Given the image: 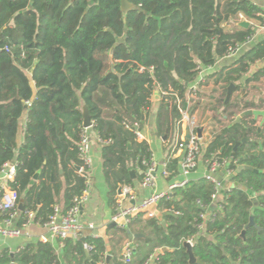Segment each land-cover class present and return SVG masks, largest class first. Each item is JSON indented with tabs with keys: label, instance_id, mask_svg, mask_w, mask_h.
I'll return each mask as SVG.
<instances>
[{
	"label": "trees",
	"instance_id": "16d2710c",
	"mask_svg": "<svg viewBox=\"0 0 264 264\" xmlns=\"http://www.w3.org/2000/svg\"><path fill=\"white\" fill-rule=\"evenodd\" d=\"M128 1L132 8L124 12L122 0H0V171L6 163L17 162L10 186L20 201L24 197L19 226L30 211L35 212V222H46L60 198L68 209L86 189V179L77 169L82 166V102L94 132L104 141L103 172L115 214L119 189L133 181L130 172L135 167L129 165L145 170L143 160L151 156L148 143L138 141L134 125L141 127L147 120L155 96L157 133L168 139L182 118L177 101L185 107L200 67L214 65L230 47L254 35L253 26L237 24L240 15L262 20L252 0ZM262 61L264 38L207 78L214 76L223 84L225 100L229 86L239 91L241 79ZM262 77L264 68L246 84ZM193 101L188 107L191 115L198 106ZM255 105L230 101L223 110L234 116ZM25 114L24 139L19 143ZM252 130L243 120L234 122L208 142L206 162L214 155L228 158L234 170L233 186L219 195L214 210L210 211L214 182L206 177L190 180L160 202V216L139 214L134 219L143 234L136 241L146 249L138 248L131 263L106 264H145L156 248L165 249L156 264H190L183 243L191 237L194 256L200 260L192 264H264V130L257 139L251 138ZM245 137L248 140L242 142ZM180 162L169 150V180L181 178ZM241 164L259 171L239 170ZM37 172L38 181L32 182ZM114 228L122 240L126 229ZM86 243L94 251L81 264H98L107 243L91 237ZM0 264L60 261L52 243L38 241L13 254L0 250Z\"/></svg>",
	"mask_w": 264,
	"mask_h": 264
},
{
	"label": "crops",
	"instance_id": "0c3cea01",
	"mask_svg": "<svg viewBox=\"0 0 264 264\" xmlns=\"http://www.w3.org/2000/svg\"><path fill=\"white\" fill-rule=\"evenodd\" d=\"M255 4H257L261 12L259 15H264V0H252ZM262 17V16H261ZM262 20H248L244 16L243 18L239 17L240 25L243 21H248L249 26H253L254 35L251 37L252 40L249 44H245L242 48L241 52L235 59L228 58H220L214 65L213 68L206 73V82L202 85L196 95L192 98L189 95L188 91V99H193L197 102L198 106L193 112L192 116L195 117L198 126L202 128V136L203 139L209 142V140L214 136V134L218 133L220 130L228 127L230 124L234 123L237 115L241 112H237L234 116H228L224 112V105L227 103L226 99L224 100V90L223 84L221 82H217L214 76L211 78H207L208 75L218 72L223 67H227L235 62L241 54L247 51L254 43L264 38V19ZM241 26V25H240ZM264 68V61L259 62L252 66L250 72L246 74L241 79V88L239 91H233L230 101H236L239 103H255L254 107H250L253 111L251 116H246L242 120L248 123L250 130L253 132L250 134L252 139H257V133H261L264 130V77H262L259 81H252L246 84V80L250 78L256 71ZM221 94L223 96L222 100V112L221 115L217 116L215 113L218 111H209L205 106L210 107L214 105L215 102L220 100L218 96ZM236 96V97H235ZM227 98V96H226ZM180 100L177 101L179 103ZM229 101V102H230ZM206 102L209 104L205 105ZM159 103L157 99H154L153 108L151 113L146 121L143 122V125L139 128L142 132V138L138 139V141H146L149 145V149L154 154L157 163L159 165L158 170L156 171V186L153 188H147L142 186V181L144 178V170H142L136 163H131L130 167H135L136 176L133 178L130 186L128 184L122 185L120 189L122 192H118V204L120 207H130L134 204H140L144 199L149 197L154 192H162L167 191L169 185L177 181L178 178L174 180H169L168 175L164 173L163 162L168 159L169 150H171L172 145L175 140V135L179 130V125H176V130L171 136L167 139V137H162L157 133V124H156V113L157 110L155 106ZM82 106L84 107V114L88 112L85 108L84 103L82 102ZM205 107V108H204ZM219 108V106H218ZM234 117V121L227 125L228 118ZM27 120V115L21 119L20 124V136L19 143L23 142V132L25 128V123ZM221 121V122H220ZM198 127V128H199ZM91 134L93 136L92 139V153H93V167L91 170V197L89 201L83 208L82 211V221L85 225L84 229L78 235V237H72L68 239L66 242L62 243L60 239L52 235L43 224L39 223H31L28 227L20 226L23 230V234L18 238H4L0 235V250L8 249L12 254L19 251L23 248L24 245L30 242H50L54 246L56 253L58 255L60 264H81L84 256L90 257L91 255L87 253V251L83 248L82 243H84L87 238L91 237L95 238L94 235H98L99 238H102L107 243V252L105 264L108 261L119 260L124 263V248L127 241H131L135 248V253L138 248L146 249L142 243L136 241V238L143 237L141 233L142 227L140 223H136V221L132 220V222L126 227V233L122 240H119L117 236H121V234L114 231V227L117 226L115 222L112 221L113 210L109 206L108 203V185L106 183V179L103 172V158L101 154V143L98 141L96 133L94 130H91ZM204 152L202 151L199 166L197 170H195L191 175V180L199 179L201 177H205L207 173V164L204 158ZM175 157H182V152L178 151L175 154ZM243 165V164H241ZM179 177V176H178ZM231 177H224V189L222 190L221 195H224L231 187H227V183H232L230 180ZM38 180L34 181L37 182ZM233 186V183H232ZM24 199V197H23ZM21 199V200H23ZM61 207H64V201L62 198L59 199L58 204ZM218 205V201L215 200L212 205V210L216 208ZM211 213V212H210ZM143 215V214H142ZM160 216V215H159ZM143 218H147L144 217ZM209 218V216H208ZM0 225H3L2 219H0ZM15 225L19 226L18 221H16ZM92 225V226H91ZM204 230V229H203ZM139 235L138 237L130 238V234ZM157 249V248H156ZM156 249L152 254L156 252ZM165 249H162V252ZM161 253V252H160ZM151 254V255H152ZM159 254V253H158ZM157 254V255H158ZM110 257V258H108ZM135 258V257H134ZM133 258V259H134ZM133 261V260H132ZM149 264H156L155 259L151 261Z\"/></svg>",
	"mask_w": 264,
	"mask_h": 264
},
{
	"label": "built area",
	"instance_id": "2783aa9c",
	"mask_svg": "<svg viewBox=\"0 0 264 264\" xmlns=\"http://www.w3.org/2000/svg\"><path fill=\"white\" fill-rule=\"evenodd\" d=\"M264 19V15H261ZM243 18V15H240ZM252 38H249L245 43H236L230 47L224 58L235 59L245 44H249ZM213 68V65L207 67H200L199 76L195 82L189 87V95L192 98L199 91L200 87L205 84L206 73ZM143 70V69H142ZM141 70V71H142ZM165 94V93H164ZM191 99H188L185 107L181 105V102L177 104V107L182 114L181 120L178 122L179 130L175 135V140L171 148V155L175 157L178 151L182 152L180 162V174L181 178L174 183H171L167 191L154 192L149 197L144 199L140 204H134L130 207H120L117 212L113 215L112 221L115 222L119 227L126 228L139 214H143L147 218L158 217L161 212L159 204L164 198H169L173 190L177 187H184L191 180L192 173L197 170L199 166L200 157L202 154V139L198 133V123L194 116L189 113L188 107L191 104ZM94 127L93 121L90 126H83L81 139L79 142V156L82 159V166H80L79 172L86 179V189L79 196L73 198L72 205L68 209L56 205L52 214L46 222H36L43 224L48 231L60 239L62 243L66 242L72 237H78L85 225L82 221V211L86 203L91 197V170L93 167V153H92V139L91 130ZM129 127V126H128ZM190 131V137L187 143V130ZM134 130L138 139L142 138V132L138 124L134 125ZM97 136V135H96ZM100 143H104L97 137ZM106 143L108 141H105ZM230 160L228 158H222L214 155L209 159L207 164V173L219 175L223 173V178L231 177L234 175V170L229 167ZM143 164L146 166L144 170V178L142 186L147 188H153L156 186V171L158 170V163L153 153L149 159H144ZM164 173L167 174V160L163 162ZM17 171V162L6 163L0 171V219L3 221V225H0V235L4 238H18L23 234V230L20 226L15 225L16 221L20 218L21 210L19 209L20 196L18 192L11 188L10 184L14 181ZM205 175L206 178L210 179L215 184V192L212 195L213 202L218 200L219 195L224 189V181H218L211 175ZM224 180V179H223ZM127 186H130L128 184ZM175 212L174 214H178ZM203 218L208 216L202 215ZM35 212H27V221L22 225L28 227L31 223H35ZM92 226V225H91ZM199 229L203 230L204 225L200 224ZM95 238H99L98 235H94ZM192 246L195 242V237L187 239ZM84 249L88 254L94 251V247L86 241L84 242ZM163 248H157L156 252L147 259L145 264H149L151 261L156 259L157 254L162 252ZM135 254V248L131 241H127L124 248V263H131ZM106 255L98 262V264H105Z\"/></svg>",
	"mask_w": 264,
	"mask_h": 264
},
{
	"label": "water",
	"instance_id": "95a60500",
	"mask_svg": "<svg viewBox=\"0 0 264 264\" xmlns=\"http://www.w3.org/2000/svg\"><path fill=\"white\" fill-rule=\"evenodd\" d=\"M130 8H132V4L128 0H122V9H123V11L124 12H127ZM240 25L243 26V27H249V22L248 21H243V22L240 23ZM234 88H235V85L234 84H231L229 86V88H228V94H227V98H226V102L227 103L231 99V96H232V93L234 91ZM154 99H158V95H156ZM252 114H253V111L252 110L246 109L243 112H241L239 115H237V118H236L235 122H241L244 117L251 116ZM90 125H91V118H90V114H89V111H88L87 113L84 114V126H90ZM198 133H199L200 136H202V128L201 127L198 128ZM186 137H187V143H188V139L190 137V131H189V129L187 130ZM246 140H248V138L245 137V138L242 139V142H244ZM238 146H239V143L235 146V150L237 149ZM245 158H247V157H244L243 160ZM77 169L79 170L80 167L78 166ZM239 170H252V171H255V172H258L259 171L258 169H255L254 167H252L250 165H247V164L241 165L239 167ZM61 173H62V171H61ZM130 173H131L132 178H134L136 176V173H135L134 170H131ZM39 174L40 173L37 172L34 175L32 182L38 180ZM207 175L213 176L218 181H223V173H221L219 175L207 173ZM227 187H232V183L231 182L230 183H227ZM121 192H122V189H119V193H121ZM19 209L20 210H23L24 209V200H21L20 201ZM253 224H254V220H253V218H251L250 225H253ZM128 232L130 234V238H133L134 236L135 237H138L139 236V235H132L130 233V231H128ZM244 234H245V231H243L241 233L242 236H244ZM183 246L186 249L187 253L189 254V262H190V264L195 263V262H200V260L194 256L193 246H192V244L189 241H184ZM108 258H110V257H108Z\"/></svg>",
	"mask_w": 264,
	"mask_h": 264
},
{
	"label": "rangeland",
	"instance_id": "374dc122",
	"mask_svg": "<svg viewBox=\"0 0 264 264\" xmlns=\"http://www.w3.org/2000/svg\"><path fill=\"white\" fill-rule=\"evenodd\" d=\"M236 97V96H235ZM220 98V100H218L217 102H215V104L214 105H211L210 104V107H207V106H205L206 107V109H208L209 111H211V109L215 112V111H218V113H215L217 116H219V115H221V113H222V115H223V112H222V98H223V96H221V94L218 96V99ZM205 103V102H204ZM207 104H209V102H206L205 103V105H207ZM218 106H219V108H218ZM158 107H159V103H157V105L155 106V108H156V110H158ZM204 107V108H205ZM234 117H229L228 118V121H227V123H225V125H227V124H229L230 122L232 123L234 120ZM221 122V121H220ZM207 145H208V141H206L205 139H202V150L203 151H205V149H206V147H207Z\"/></svg>",
	"mask_w": 264,
	"mask_h": 264
}]
</instances>
